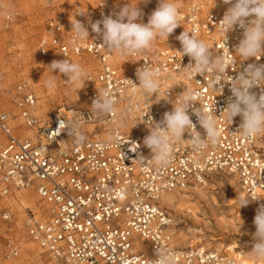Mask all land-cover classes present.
I'll use <instances>...</instances> for the list:
<instances>
[{
    "label": "built area",
    "instance_id": "1",
    "mask_svg": "<svg viewBox=\"0 0 264 264\" xmlns=\"http://www.w3.org/2000/svg\"><path fill=\"white\" fill-rule=\"evenodd\" d=\"M214 5L215 0L185 4L180 8L181 26L174 31H189L213 54L222 55L229 66L225 80L237 77L247 64H264V55H258L259 60H243L235 52L243 38L239 27L227 33L225 46L226 37L218 23L230 5L222 0ZM112 6V0H98L93 9L78 13L54 8L45 20L37 41L41 56L55 52L62 59L88 57L96 67L85 77L86 104L78 109L43 115L34 89L27 82L14 86L12 108L0 107V198L10 193V185L35 192L41 202V219L27 209L23 226L56 264H151L158 248L175 254L177 264H236L231 256L215 249L175 247L169 232L171 218L159 198L169 192L193 194L203 188L209 175L224 173L235 179L254 207L264 205V131L254 138L236 133L242 118L236 116L229 124L227 112H223L232 96L230 83L222 80L221 89L211 73L187 79L183 67L194 61L178 52L181 43L130 56L106 49L91 23L105 16L116 18ZM10 17L7 14L6 20ZM74 19L89 31V39L75 45L71 43ZM145 64L160 70L161 87L152 96L140 88L133 93L125 83L130 79L139 86L137 69ZM186 89L198 93L188 110L196 130L206 138L193 109L213 110L222 130L220 139L215 145L209 141L203 150H193L187 141L191 135L185 132L184 140L172 142L171 162L157 166L144 139L151 126L173 110L175 100ZM104 90L114 97V112L97 118L91 107ZM250 91L259 97L264 86ZM135 105L140 111L132 107ZM61 121L78 124L84 140L78 141L68 127L61 129ZM90 126L99 131L97 137L91 136ZM0 217L9 222L12 214L3 207ZM135 238L146 242L147 248L138 249ZM2 248L6 259L18 257L16 243L5 240Z\"/></svg>",
    "mask_w": 264,
    "mask_h": 264
},
{
    "label": "clouds",
    "instance_id": "2",
    "mask_svg": "<svg viewBox=\"0 0 264 264\" xmlns=\"http://www.w3.org/2000/svg\"><path fill=\"white\" fill-rule=\"evenodd\" d=\"M147 3L148 0H141ZM224 4L230 5L219 21L220 28L226 39L227 33L233 31L236 27L243 29V38L240 39L235 48L243 60L264 55V0H222ZM138 5V4H137ZM126 4L122 7L116 18L105 16L102 21L91 23V30L102 38L103 46L109 51H115L120 56H130L135 54H144L153 48L154 41L158 38H166L181 26L179 23L180 0H159V6L152 12L148 22H137L142 16V10L138 6ZM216 5V0H215ZM214 5V7H215ZM84 14V13H80ZM72 32L75 37L71 43L75 45L78 40L89 39V31L85 25L74 19L71 21ZM101 24L103 27L101 28ZM182 45L178 52L183 56L187 55L191 61L186 67L184 75L187 79H194L197 74H209L214 77L215 83L222 89L220 82L222 80L229 82L232 96L228 98V103L223 112H227V121L233 122V118L240 116L242 123L236 133L246 138H254L258 133L264 131V93L259 97L250 90L256 86H264V64L250 63L244 67L243 71L235 78L228 76L225 80L229 68L226 59L220 54H213L212 49L193 33L184 30L176 37ZM228 48V47H227ZM259 60V59H257ZM53 71L65 75L68 81L84 85L86 80L85 70L79 63L72 62L69 59L62 61H53L49 66ZM139 86L132 80L125 79L129 83L133 93L137 88L142 89L144 94L159 92L160 70L152 68L145 64L137 69L136 73ZM53 80L47 82L48 87H52ZM198 93L185 90L179 99L175 100L173 110L165 112L163 120L151 126V131L144 139V145L151 152V161L157 166H166L171 162L173 151L172 142L184 140L183 134L189 132L191 138L187 141L193 150H203L208 147L210 141L215 145L221 136V129L217 127L216 120L212 112L204 109L194 108L193 114L196 115L199 125L205 130L206 138L196 130V124L193 123L189 109L193 106ZM115 100L110 90L99 92L96 99L93 100L91 109L99 118L100 115H111L114 112ZM136 111H140L139 105L132 106ZM130 111L132 108L130 107ZM68 127L70 134H74L78 141L84 140V135L79 132V125L73 122H60V128ZM144 163V158H140ZM249 200L247 197L240 198V208L247 206ZM255 233L253 234L254 244L252 251L249 252L252 259H264V205H261L254 217ZM151 264H177L175 254L166 249H157V258L151 260Z\"/></svg>",
    "mask_w": 264,
    "mask_h": 264
},
{
    "label": "rangeland",
    "instance_id": "3",
    "mask_svg": "<svg viewBox=\"0 0 264 264\" xmlns=\"http://www.w3.org/2000/svg\"><path fill=\"white\" fill-rule=\"evenodd\" d=\"M97 1L0 0L1 108H12L13 88L19 82H27L34 89L39 98L38 102L45 111L72 110L85 106L88 93L85 82L84 85L79 86L82 87L79 89L77 84L68 81V78L59 70L52 72L49 67L51 63L63 59L55 53L48 57L41 56L37 52V41L52 9H65L78 13L93 9ZM186 1L180 0L182 7ZM126 4L133 7L138 4L137 6L142 10V16L137 22L146 24L152 12L159 6V0H148L147 3L141 0H112V12L115 17ZM7 14H11L9 20H6ZM177 36H179L178 32H173L168 40L158 38L154 41L153 47L173 46L179 43ZM87 59L89 58L82 57L69 60L79 63L87 75L96 67ZM86 75L83 77L84 80ZM49 80L54 81L51 88L47 85ZM200 190H203L205 195L204 193L198 195L196 192L190 196L193 201H201L196 222L188 219L190 214L186 210L180 214L176 208L179 201L183 200L180 196L184 195L174 193V203L165 206L172 219L171 234L174 245L179 249L203 247L225 251L228 254L245 250L249 254L252 251V238L256 231L254 225L256 210L250 204L240 208V198L243 196L234 178L224 173H213L209 175L206 184ZM25 196L27 201L23 205L17 193L0 198V209L8 208L12 214L9 222L0 217V264H54L48 255L25 235L23 219L27 208L35 212V206L38 205L34 193ZM8 236L19 242L18 257L13 259H6L3 256V242ZM134 241L138 249L147 248L146 242L139 238H135ZM232 245L236 246L233 251L228 249ZM247 260L256 261L250 257V254ZM259 260L264 264V259Z\"/></svg>",
    "mask_w": 264,
    "mask_h": 264
},
{
    "label": "bare ground",
    "instance_id": "4",
    "mask_svg": "<svg viewBox=\"0 0 264 264\" xmlns=\"http://www.w3.org/2000/svg\"><path fill=\"white\" fill-rule=\"evenodd\" d=\"M191 1H193V0H187L186 1V3L185 4H187V3H190ZM150 3V2H149ZM174 32H177V31H174ZM179 34V33H178ZM180 35V34H179ZM180 44V41H179V43H177V44H175V45H173V47H175V46H178ZM171 45V44H170ZM159 47H167V46H159ZM55 53V52H54ZM56 54V53H55ZM58 55V54H57ZM59 56V55H58ZM61 58V57H60ZM62 59V58H61ZM71 59V58H70ZM64 60V59H63ZM77 60V59H76ZM39 103V102H38ZM40 107H41V105H40ZM42 109V108H41ZM170 110H172V108L170 109ZM42 114L43 115H46V113H48V111H45V110H43L42 109ZM88 130H89V132L91 133V136H93V137H97L98 135L97 134H99L98 132V130H96V128L94 127V126H90L89 128H88ZM235 180V179H234ZM237 183V182H236ZM10 187V193L12 194V195H14V194H18L19 196H20V202H21V204L23 205V204H26V201H27V199H26V196L25 195H27V194H31V193H34L35 194V192L32 190V189H30V190H27V189H24V188H16L14 185H10L9 186ZM237 187H238V189L240 190V193H241V195L243 196V197H245L244 196V194H243V192H242V190L239 188V186H238V184H237ZM197 193H198V195H202L203 193H204V191L203 190H200V189H198L197 191H196ZM196 192H194L193 194H187V193H185V194H179L178 192H176V193H178L179 195H184V196H180L181 197V199H183V200H181V201H179L180 203H178L177 204V206H176V208H177V210L180 212V214H182L183 213V211L184 210H186L187 211V213L188 214H190V217L188 218V219H193V222H196V221H198L197 220V218H196V216H197V213L198 212H200L199 210V208L198 207H201V205H200V200L199 201H193V199L192 198H190V196H193ZM8 194V195H3V196H1V198H5V197H7V196H9V195H11V194ZM174 193L175 192H173V194L171 193V192H169V193H166V194H164V195H162L160 198H159V204H160V206H169V205H171V204H173L174 203V198H175V195H174ZM23 194H25V195H23ZM203 195H205V193L203 194ZM35 196L37 197V195L35 194ZM207 197V196H206ZM205 198V197H204ZM37 203H38V205L37 206H35V214H36V218L39 220V219H41V218H39L40 217V214H41V212H40V206H41V202L38 200V197H37ZM214 204H216V203H214ZM248 204H250L251 206H252V203L249 201V203ZM166 206V207H167ZM191 206H192V208H191ZM253 208H254V206H252ZM28 209V208H27ZM255 210H256V213H257V210H258V208L257 207H255ZM199 216V215H198ZM170 222L172 223V219H170ZM170 223V224H171ZM200 223V222H199ZM225 223V222H224ZM171 226L172 225H170V228H169V232H170V234H171ZM23 228H24V226H23ZM24 231H25V228H24ZM25 235H26V237H27V239L28 240H30L31 242H33L34 244H36L29 236H27V234H26V232H25ZM172 235V234H171ZM5 240H10L11 242H13V243H16V245H17V248H18V252H19V242L15 239V238H13V237H11V236H8ZM252 240H253V244H254V238H252ZM37 245V244H36ZM189 245H191V244H189ZM175 246V245H174ZM176 247V246H175ZM238 247V246H237ZM203 248V247H202ZM179 249V248H178ZM229 250H235L236 249V246H234V245H232V246H229V248H228ZM217 251V250H216ZM222 252V251H221ZM222 253H225V254H228L227 252H225V251H223ZM47 255V254H46ZM229 256H231L236 262V264L238 263V262H240V263H242V264H262V262L260 261V260H256V261H248L247 259L249 258V254H247L246 252H245V250H241V251H238L237 253H235V254H232V253H229L228 254ZM9 259H13V258H9ZM52 262L54 263V264H56L53 260H52Z\"/></svg>",
    "mask_w": 264,
    "mask_h": 264
}]
</instances>
